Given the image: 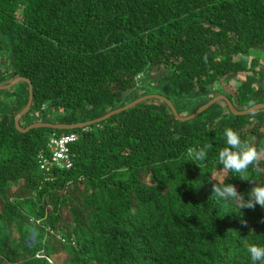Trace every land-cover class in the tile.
Listing matches in <instances>:
<instances>
[{
	"label": "trees",
	"instance_id": "obj_1",
	"mask_svg": "<svg viewBox=\"0 0 264 264\" xmlns=\"http://www.w3.org/2000/svg\"><path fill=\"white\" fill-rule=\"evenodd\" d=\"M17 77L34 90L22 128L89 122L150 94L181 116L217 95L247 110L264 104V0H0V85ZM28 100L27 82L0 90V264L63 251L61 264H251L247 247L264 246V207L233 212L209 182L231 177L217 157L231 127L257 160L226 182L243 194L264 183V109L221 101L181 121L149 99L86 127L21 132ZM70 133L73 166L45 174L50 135ZM205 144L208 159L188 161Z\"/></svg>",
	"mask_w": 264,
	"mask_h": 264
},
{
	"label": "clouds",
	"instance_id": "obj_2",
	"mask_svg": "<svg viewBox=\"0 0 264 264\" xmlns=\"http://www.w3.org/2000/svg\"><path fill=\"white\" fill-rule=\"evenodd\" d=\"M222 136L225 146L217 153L219 164L231 174V177H237V174L246 176L249 167L257 160L256 150L242 140L238 130L231 127H225ZM211 148L212 145L205 144L196 149H189L187 155L190 159L188 161L200 166L201 162L208 159ZM229 179L220 181L211 173L209 178V182L212 183L211 199L215 203L223 202L231 206L234 209L233 212H235V209L240 212L241 209H251L257 205L264 207V183L256 184L247 194H243L237 191L235 185L226 182ZM245 195L247 198H245ZM246 251L251 264H264V246L250 244Z\"/></svg>",
	"mask_w": 264,
	"mask_h": 264
},
{
	"label": "water",
	"instance_id": "obj_3",
	"mask_svg": "<svg viewBox=\"0 0 264 264\" xmlns=\"http://www.w3.org/2000/svg\"><path fill=\"white\" fill-rule=\"evenodd\" d=\"M19 82H27L29 84V100L27 105L15 116V125L17 127V129L21 132H26L32 128H38V127H47V128H53V129H75V128H80V127H86L101 121H104L106 119H108L109 117H111L114 114L120 113L122 111L128 110L134 106H136L137 104L149 100V99H159L162 100L164 102H166L168 104V106L171 108L174 116L181 121H187V120H191L196 118L197 116H199L201 113H203L205 110H207L210 106H212L213 104L217 103V102H221L224 101L227 103V105L229 106L230 110L235 114V115H246V114H251V113H255L261 109H264V104L263 103H259L254 105L253 107L247 109V110H243V111H239L237 110L234 105L232 104L231 100L225 96V95H217L215 96L213 99H211L208 103L204 104L203 106H201L200 108H198L194 113H192L191 115L188 116H181L175 105L172 103V101L162 95L159 94H150V95H145L143 97H140L134 101H132L131 103L125 105L124 107L115 109L111 112H109L108 114H106L103 117H100L98 119L89 121V122H84V123H77V124H58V123H43V122H38V123H34L31 124L30 126L26 127V128H22L20 126V120L23 117V115L25 113H27L29 111V109L32 106L33 103V98H34V90H33V84L32 81L28 78L25 77H17L15 79H13L9 84L6 85H0V90L1 89H10L12 88L14 85H16Z\"/></svg>",
	"mask_w": 264,
	"mask_h": 264
},
{
	"label": "built area",
	"instance_id": "obj_4",
	"mask_svg": "<svg viewBox=\"0 0 264 264\" xmlns=\"http://www.w3.org/2000/svg\"><path fill=\"white\" fill-rule=\"evenodd\" d=\"M78 139L79 135L76 133L50 135L47 145L49 150L38 155L40 170L49 174L54 168L70 169L74 164L71 146Z\"/></svg>",
	"mask_w": 264,
	"mask_h": 264
},
{
	"label": "rangeland",
	"instance_id": "obj_5",
	"mask_svg": "<svg viewBox=\"0 0 264 264\" xmlns=\"http://www.w3.org/2000/svg\"><path fill=\"white\" fill-rule=\"evenodd\" d=\"M255 57H258V58L261 59L263 57L262 52H254L252 54H248L247 56H245V57H243L241 59L242 64L245 65L248 68L251 65V62L250 61L253 58H255ZM247 68H244V69L246 70ZM245 70H243L242 72L239 73V77L238 78L245 79L244 77L247 75V73L245 72ZM141 77H142V75H140L138 78H141ZM141 85H142V83H141ZM224 86H225V89H227L228 91H232V88L230 87V85H226L225 84ZM224 175H225V172H221L219 174L218 178L220 180H222L223 177H224ZM67 257H68L67 253L63 251V252H59V253H56L55 255H53L51 257V260H52V262H54V264H61L62 262H64L67 259Z\"/></svg>",
	"mask_w": 264,
	"mask_h": 264
}]
</instances>
